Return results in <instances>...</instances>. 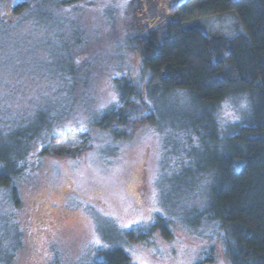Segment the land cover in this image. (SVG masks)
<instances>
[{
    "label": "rangeland",
    "instance_id": "obj_1",
    "mask_svg": "<svg viewBox=\"0 0 264 264\" xmlns=\"http://www.w3.org/2000/svg\"><path fill=\"white\" fill-rule=\"evenodd\" d=\"M21 1L0 0V157L12 160L33 135L11 180L16 204L11 185L0 186V248L19 231L9 264H88L113 247L132 264H230L221 228L189 225L212 175L184 169L195 148L205 166L215 151L197 147L185 123L210 110L176 90L121 140L96 125L117 105L114 78L145 83L135 45L173 17L177 0H29L14 14ZM187 25L208 37L242 30L233 12ZM249 105L245 96L217 104L219 131L244 121Z\"/></svg>",
    "mask_w": 264,
    "mask_h": 264
},
{
    "label": "trees",
    "instance_id": "obj_2",
    "mask_svg": "<svg viewBox=\"0 0 264 264\" xmlns=\"http://www.w3.org/2000/svg\"><path fill=\"white\" fill-rule=\"evenodd\" d=\"M74 1L62 0L61 4ZM32 3L18 2L12 12L28 10ZM226 12H233L241 25L242 30L232 36L208 37L199 26L187 25ZM135 47L145 83L114 78L117 105L104 110L96 125L121 140L134 121L153 122L154 102L176 90L187 92L199 110L209 109L203 111L204 118L190 116L185 123L196 136L197 147L215 151L205 166L199 163L195 148L191 165L184 169L212 175L204 206L188 220L189 225L204 220L221 228L222 250L230 264H264V0H177L173 17L145 30ZM237 96L247 97L248 117L219 131L213 111L221 101ZM32 137L12 160L0 157V186L11 185L9 196L14 204L17 198L11 180L23 170ZM17 239L18 230L12 248H0V262L10 263ZM97 256L88 264H132L120 247Z\"/></svg>",
    "mask_w": 264,
    "mask_h": 264
},
{
    "label": "snow or ice",
    "instance_id": "obj_3",
    "mask_svg": "<svg viewBox=\"0 0 264 264\" xmlns=\"http://www.w3.org/2000/svg\"><path fill=\"white\" fill-rule=\"evenodd\" d=\"M97 243H99V241H96Z\"/></svg>",
    "mask_w": 264,
    "mask_h": 264
}]
</instances>
